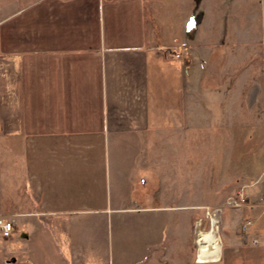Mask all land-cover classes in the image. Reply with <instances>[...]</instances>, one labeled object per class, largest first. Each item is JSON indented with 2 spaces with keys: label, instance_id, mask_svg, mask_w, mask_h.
<instances>
[{
  "label": "crops",
  "instance_id": "crops-1",
  "mask_svg": "<svg viewBox=\"0 0 264 264\" xmlns=\"http://www.w3.org/2000/svg\"><path fill=\"white\" fill-rule=\"evenodd\" d=\"M158 1L0 0V217L16 224L0 264H169L168 238L191 223L190 160L175 144L199 103L213 106L206 89H221L199 58L220 56L221 11L235 35L253 15L250 0H187L165 27ZM261 204L228 212L231 261L264 259Z\"/></svg>",
  "mask_w": 264,
  "mask_h": 264
},
{
  "label": "rangeland",
  "instance_id": "rangeland-1",
  "mask_svg": "<svg viewBox=\"0 0 264 264\" xmlns=\"http://www.w3.org/2000/svg\"><path fill=\"white\" fill-rule=\"evenodd\" d=\"M250 1L247 5L249 13L253 16L248 19L240 17L239 24H236L238 27L240 25L237 35L234 30L229 33L226 20L229 18L228 14L225 10L221 11L219 20L216 19V30L219 34L211 42L220 56L215 59L202 58L203 62L199 58V65L204 68L205 77L213 76V83L209 85L219 86L221 89H206L203 93L205 99L210 98V102L214 100L213 106L210 103H202L201 100L197 106L199 108L196 109V115L199 116L195 117L196 121L191 122L188 129L189 141L188 134H185L183 146L182 143L175 144L174 154L188 155L190 160L191 223L189 228H185L184 238H168L175 243L172 259L163 260L169 264H264V259L261 261V258L250 259L247 256L231 261V250L228 246V237L239 230L234 227L235 218L227 215L236 206H230L227 201L244 186L248 188L249 200L252 202L259 199L264 206V177L261 176L264 169V0ZM245 5L238 3L240 9L245 8ZM155 7L157 21L167 27L172 20H177L186 13L188 3L187 0H160L155 3ZM160 7L165 10H160ZM231 50L232 54L227 58ZM235 69L238 72V80H234L232 84H235L233 91H226V87L231 88V84L227 82L229 77L234 78ZM230 98L234 101L231 107L233 110L230 108ZM197 101L199 102V99ZM162 138L160 135L158 139H154L158 141L156 148L161 153L168 150L161 148ZM175 138L177 136L173 140ZM147 149L150 151L155 148ZM168 151L170 154V150ZM215 206L222 207L218 212L219 222L215 226L220 250L223 248L222 259L197 263L196 239L199 230L206 231L211 227L204 212L206 208L213 209ZM198 219H201L200 226ZM246 232L249 234L248 230ZM258 237L261 240L264 235L258 234ZM0 238L5 237L0 234ZM248 244L260 247L262 242L254 243L252 238H249ZM3 245L5 241L0 239V246L4 247ZM156 253L160 257L167 255L166 251L160 248Z\"/></svg>",
  "mask_w": 264,
  "mask_h": 264
},
{
  "label": "built area",
  "instance_id": "built-area-1",
  "mask_svg": "<svg viewBox=\"0 0 264 264\" xmlns=\"http://www.w3.org/2000/svg\"><path fill=\"white\" fill-rule=\"evenodd\" d=\"M261 176L264 177V170L261 173ZM248 188L247 187H241L240 190L236 191V194L234 197L230 198L227 201V204L232 206L241 205L242 203H246L248 200ZM222 210V207H214L213 209L206 208L205 210V216L208 217L210 223L213 225L218 224V212ZM252 224L251 219H246L241 224V229L243 233H246L247 228ZM15 220L13 218H3L0 217V234L2 237H10L15 229ZM254 241H256L254 239Z\"/></svg>",
  "mask_w": 264,
  "mask_h": 264
},
{
  "label": "bare ground",
  "instance_id": "bare-ground-1",
  "mask_svg": "<svg viewBox=\"0 0 264 264\" xmlns=\"http://www.w3.org/2000/svg\"><path fill=\"white\" fill-rule=\"evenodd\" d=\"M196 243L198 245L197 263L216 262L220 259V245L218 244L215 224L206 231L199 230Z\"/></svg>",
  "mask_w": 264,
  "mask_h": 264
},
{
  "label": "water",
  "instance_id": "water-1",
  "mask_svg": "<svg viewBox=\"0 0 264 264\" xmlns=\"http://www.w3.org/2000/svg\"><path fill=\"white\" fill-rule=\"evenodd\" d=\"M12 260H14V258H12Z\"/></svg>",
  "mask_w": 264,
  "mask_h": 264
}]
</instances>
